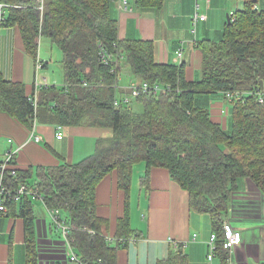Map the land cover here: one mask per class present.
<instances>
[{
    "label": "trees",
    "instance_id": "obj_1",
    "mask_svg": "<svg viewBox=\"0 0 264 264\" xmlns=\"http://www.w3.org/2000/svg\"><path fill=\"white\" fill-rule=\"evenodd\" d=\"M7 7L3 23L17 26L24 48L34 58L39 53V38L46 36L63 54L65 82L62 87L40 90L35 109L24 85L6 80L0 72V110L30 126L33 116L58 122L112 128L111 136L98 141L97 151L76 164L63 163L42 170L38 189L45 203L68 214L71 240L86 264H118L121 238L131 237L129 212L118 221L113 242L103 231L106 223L96 212L98 182L117 170L118 184L128 203L132 164L145 161L148 170L165 167L189 193L190 207L210 213L223 249L224 221L238 225L261 218L264 197V11L248 0L235 18L228 22L220 41L198 42L203 52L202 77L189 81L185 65L158 64L151 41L120 39L118 22L112 16L117 0H0ZM164 0H137L138 6L159 7ZM99 44L111 53L120 50L123 63L151 86L162 84L170 90L150 89L136 100L142 112L130 106H116L119 95L112 84L119 67L99 60ZM122 61V60H121ZM121 65V68L123 66ZM89 83L88 86L82 85ZM101 83L106 86H102ZM179 91H178V89ZM236 92L232 129L211 119L209 109L197 106L196 94ZM263 101H260V95ZM228 99V98H227ZM54 104V105H53ZM1 160V156H0ZM26 173L8 176L16 188L25 182ZM246 179L255 188L240 191ZM30 199V198H28ZM20 203L25 218L27 264H39L32 202ZM17 202L9 203L14 204ZM233 223V222H232ZM233 225V224H232ZM112 237V236H111ZM60 242L44 241L42 249ZM184 243H176L166 260L159 264H189ZM218 249V250H219ZM47 251V250H44Z\"/></svg>",
    "mask_w": 264,
    "mask_h": 264
},
{
    "label": "crops",
    "instance_id": "obj_2",
    "mask_svg": "<svg viewBox=\"0 0 264 264\" xmlns=\"http://www.w3.org/2000/svg\"><path fill=\"white\" fill-rule=\"evenodd\" d=\"M121 1L117 0L112 9V16L118 22L119 38L153 42L155 62L178 67L185 65V77L189 81L202 77L203 52L198 42L205 39L220 41L230 14L243 9L246 3L245 0H164L159 7L141 8L137 0H126L128 8H125ZM254 3L257 9L264 11V0ZM7 13V7L0 1V72L3 77L23 84L29 97L35 92L39 96L40 90L46 86H64L65 69L61 50L55 45L61 53L62 82L59 83L53 75L46 74L49 61H44L39 53L37 58L27 53L19 28L1 22L2 16ZM195 13L206 15V19L194 27ZM44 37L39 38V51ZM53 50L51 47V52ZM123 59L119 63L118 96L131 95L130 84L143 82L134 77L127 65H122ZM121 65L123 68L120 70ZM40 84L42 88L37 89ZM136 102L133 99L128 106L132 107ZM195 103L209 109L212 121L221 124L225 131H231L233 101L227 99L225 92L196 94ZM34 120L33 116V121L27 126L0 110L1 159L8 150L21 146L16 153L14 166L21 173H26L25 182L31 186L38 185L42 170L63 163L76 164L93 155L99 147L98 141L113 133L112 128L92 126L87 122L68 125ZM34 124L35 133L42 137L39 142L29 138ZM58 125L63 127L62 139L56 136ZM9 139H12V143ZM131 170L128 203L125 191L118 184L117 170L106 174L98 182L96 190V212L106 221L103 231L109 236L115 237L118 221L129 212L132 234L128 239L121 240L117 252L118 264H159L176 249V243H184L189 264H264V197L262 215L258 221L238 225L230 222L231 211H228L226 219L243 234V241L231 250L218 248L210 260L208 240L216 232L212 215L190 207L188 191L171 176L167 168L152 167L148 170L147 163L140 161L132 164ZM239 188L247 192L255 186L243 179ZM28 200L32 202L35 217L39 264H70L64 246L62 251L54 245L48 249L41 248L44 241L63 245L64 237L50 216V209L53 208L41 199ZM60 215L67 221L66 212L60 211ZM196 233L198 238L195 240L193 235ZM27 257L26 222L21 214V205L17 202L9 206L7 213L0 212V264H27Z\"/></svg>",
    "mask_w": 264,
    "mask_h": 264
},
{
    "label": "built area",
    "instance_id": "obj_3",
    "mask_svg": "<svg viewBox=\"0 0 264 264\" xmlns=\"http://www.w3.org/2000/svg\"><path fill=\"white\" fill-rule=\"evenodd\" d=\"M40 4L41 10L44 8V0H37ZM248 1V0H245ZM122 6L125 8H128V2L126 0L121 1ZM232 17V20H234L235 15L234 12L230 14V18ZM206 19V15L201 13H195L193 17V26L195 27L199 21H203ZM3 21V16L1 18V22ZM118 50L116 53H111L107 48H105L102 44H99V60L102 63L114 65L116 70L119 67V63L122 60V54H120ZM180 54L182 52H179ZM118 77L115 80V82L112 84L113 87L119 88L120 84L118 82ZM84 86H88L89 83L83 82ZM101 85H105L101 83ZM42 85H37V89H41ZM131 95L122 94L118 96L119 98H116L114 100V104L116 106H128L132 103L133 99H137L139 96L147 93L150 89L154 90L155 92H159L161 90H170V87H164L160 85H154L151 86L147 81L143 82H132L129 86ZM178 89V88H177ZM179 91V89H178ZM260 95V101H263V95L258 93ZM227 98L231 101L234 98L240 99L243 97V94L239 91L236 92H227L226 93ZM34 108L36 109L38 106V96L35 92V94L31 97ZM34 119L36 120V116H34ZM34 120V122H35ZM63 127L61 125H58L56 136L58 139L63 138ZM30 140H34L36 142H39L42 140L41 135L35 133V124L33 125V128L31 130ZM10 143H12V139L8 140ZM22 147L17 146L14 149L8 150L2 159L0 160V212L7 213L9 209V203L11 202H18L23 203L26 199H43V195L41 194L40 190L37 186H31L26 182L20 183L16 188L11 187L8 182L7 178L8 176H17V168L14 166L16 153L21 149ZM50 216L52 218L53 223L57 226V228L61 231L64 241V249L66 252L67 260L70 264H86V262L82 259L81 255H79L76 250L74 249L72 245L71 240V229L72 226L65 221L61 215L59 209H50ZM224 236L222 238V245L225 250H231L236 245L240 244L243 241V234L240 231L235 230L230 222L226 219L224 221ZM109 240L116 241V238L108 236ZM198 234L193 235V239H197ZM120 240H125L124 238H121ZM219 236L216 232H213L208 240L209 245V255L208 258L212 260L214 256L216 255V252L219 248Z\"/></svg>",
    "mask_w": 264,
    "mask_h": 264
},
{
    "label": "rangeland",
    "instance_id": "obj_4",
    "mask_svg": "<svg viewBox=\"0 0 264 264\" xmlns=\"http://www.w3.org/2000/svg\"><path fill=\"white\" fill-rule=\"evenodd\" d=\"M39 8H40V4H39ZM41 45L43 50L41 49L39 51V55L44 61H49L50 64L49 68L45 69L47 71L46 74L53 75V78L55 79L57 78V82L61 83L62 74H61L60 59H59L61 58V53L59 52V49L55 45H53L50 42L49 38L47 37H44V40L41 42ZM51 47H53L54 49L53 52H51ZM57 53L59 54V56ZM132 108L134 111L142 112L144 106L141 102H136L132 105Z\"/></svg>",
    "mask_w": 264,
    "mask_h": 264
},
{
    "label": "water",
    "instance_id": "obj_5",
    "mask_svg": "<svg viewBox=\"0 0 264 264\" xmlns=\"http://www.w3.org/2000/svg\"><path fill=\"white\" fill-rule=\"evenodd\" d=\"M254 2H256V0H253ZM231 21V19H230V16L228 17V22H230Z\"/></svg>",
    "mask_w": 264,
    "mask_h": 264
}]
</instances>
